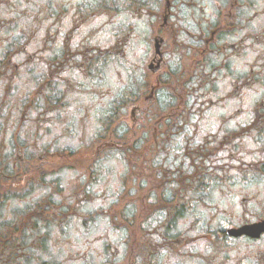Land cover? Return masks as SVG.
<instances>
[{
  "label": "flooded vegetation",
  "instance_id": "1",
  "mask_svg": "<svg viewBox=\"0 0 264 264\" xmlns=\"http://www.w3.org/2000/svg\"><path fill=\"white\" fill-rule=\"evenodd\" d=\"M0 143V264H264V0H0ZM115 159L161 198L113 241Z\"/></svg>",
  "mask_w": 264,
  "mask_h": 264
},
{
  "label": "rangeland",
  "instance_id": "2",
  "mask_svg": "<svg viewBox=\"0 0 264 264\" xmlns=\"http://www.w3.org/2000/svg\"><path fill=\"white\" fill-rule=\"evenodd\" d=\"M141 45H143V43H141ZM106 66H108L109 69L108 71L106 69V72H104V74L108 75L109 77L110 75L117 77V73H116L117 68L113 67L112 62H110V64L109 65L107 64ZM122 74L125 77H128L126 69H123ZM114 83H115V80L109 81L108 85H114ZM102 84H103L104 94H105L106 82L103 81ZM22 89H25L26 92H31V88L29 84L27 83H26V87L22 86ZM35 89L36 88L33 89V93L36 92ZM100 91H101V85L97 87V85L89 84L88 89L86 90V92L88 93L87 95L84 94L83 97L89 99L92 102L96 101L97 105L100 106V103H99ZM66 92H72V91H66ZM93 94L94 96H92ZM106 98L107 97H105V99L102 98L101 100V104L103 103V106L104 105L106 106ZM75 102L77 103V100ZM57 122H58V119L51 121L52 128H51V131L49 132V134L53 136L51 138H54L60 144L57 146L58 147V151L56 153L57 155H59L58 152L62 153L63 151L64 155L62 156H64L65 158L71 156L70 154H73L74 152H79L77 156H81V157H83L82 153H88V155L92 156L91 154L93 153L94 149L91 148L90 145L79 146L80 140H84L86 142L94 134L92 122H87L86 126L84 127L78 124L76 125L74 130L69 133H64V131L59 128V125L57 124ZM185 124L187 125V122H185ZM176 125L177 123H175L172 127ZM201 126H203V124ZM182 128H178V130L180 131ZM166 131L168 135H170L171 130L168 129ZM182 131L183 129L181 130V132ZM174 132L176 133L177 130ZM170 141H174V137L172 135H170L169 137H166V142H170ZM169 145H173V144H169ZM144 148L145 147H143L142 150ZM153 150H154V145L152 144L151 148L146 150L147 152L146 155L147 154L149 155L150 152ZM166 150H169V149H166ZM0 151H1V143H0ZM155 153H156V148H155ZM168 154L170 155V153ZM150 157L151 155L149 156L148 161L146 163L148 166L147 168H149V163L151 160ZM154 162H156L155 159H154ZM157 164H159V162H157ZM66 166L67 165L64 164V166H62L61 171L59 172L61 174V178L63 179L70 176ZM101 167L105 168L104 170L105 174L103 173V176H102V177L105 176L104 182H103L104 187H107L108 185H110L113 190L108 196H106V198H102L101 200H96V199L88 200L86 203L88 202L89 203L87 205H84V207L85 206L88 207L92 205L88 207V209H92V212H96V213L98 210H100V207H101V210H104L107 213V215H109L108 218H110V221L112 220L110 216H116V219H117L116 221H118L116 223L118 224V226L113 223L114 226L116 227L112 226V228L115 229L118 227V230H117L118 235L117 233L113 235V231H112L109 237L110 239H113V241L114 239H121V238H125L126 236H132V231H135L136 233H138L136 230H132V225L129 227L128 225L131 223H134L135 227H138V225H141L142 221L139 219V217H141V219L144 218V215H143L145 213L144 210H147V207L149 206V204L160 201L161 187L158 185H155L154 183L153 185H150V183L149 185H145L143 183L144 178L147 181L149 179V175L147 172H145L147 177H142L138 173H134L131 175L129 171V167L127 165L121 164L119 160L115 159L114 161L112 160L103 161V166L101 165ZM136 169L138 171V168ZM150 188L151 190L148 191V189ZM116 191L119 192L118 197L114 195ZM97 194L98 193H96V195ZM97 214L100 215V212H98ZM140 214H142V216H140ZM102 219L104 222L103 226H106V224L108 223V219L104 217ZM94 223H95L94 225H96L97 221L95 220ZM155 227L152 226V230H154ZM94 231L95 232L98 231V233L94 235L93 238H99L101 235L105 236L103 229L95 228ZM73 233L74 235L78 234V236H82V233L80 232L75 233L73 231ZM90 236L91 234L89 235V237ZM69 239H72V238L70 237Z\"/></svg>",
  "mask_w": 264,
  "mask_h": 264
}]
</instances>
